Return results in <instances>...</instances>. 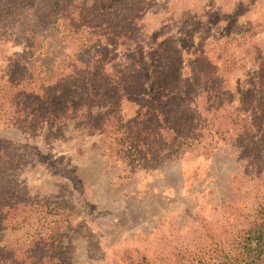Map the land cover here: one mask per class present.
<instances>
[{
  "label": "rangeland",
  "instance_id": "1",
  "mask_svg": "<svg viewBox=\"0 0 264 264\" xmlns=\"http://www.w3.org/2000/svg\"><path fill=\"white\" fill-rule=\"evenodd\" d=\"M127 1L85 0L96 8ZM135 4V24L125 33L109 34L108 49L95 58L121 86L125 72L138 69L142 62L153 70L163 48L174 52L168 78L173 86L191 72L189 62L195 60L222 72L227 95L239 82H248L253 72L259 73L264 60V0H137ZM41 10L34 7L30 12L38 17ZM35 22L31 19L30 24ZM165 24L169 28L164 34L160 25ZM154 36L156 42L149 45L147 39ZM0 38V76L5 79L9 64L20 66L27 57L17 30ZM60 46H53L57 58ZM72 52L61 53L72 60ZM153 79L150 73L149 85L133 82V89H122L112 105L114 116L142 119L141 100L148 94L144 92L157 91L158 96L170 85ZM198 103L201 106L203 99ZM193 110L187 108V116ZM103 111L94 108L86 125L67 122L58 135H54L57 127L49 123L36 132L22 125L0 127V140L17 147L0 153V203L52 204L62 212L67 222L61 231L67 264H120L126 253L145 257L151 264H186L204 251L210 255L218 241L241 230L264 203V164L251 162L235 136L217 141L208 155L202 144L193 143L151 169L108 155L100 127Z\"/></svg>",
  "mask_w": 264,
  "mask_h": 264
},
{
  "label": "trees",
  "instance_id": "2",
  "mask_svg": "<svg viewBox=\"0 0 264 264\" xmlns=\"http://www.w3.org/2000/svg\"><path fill=\"white\" fill-rule=\"evenodd\" d=\"M136 1L96 8L85 0H0V34L17 30L27 57L20 66L10 63L5 79L0 76V127L22 125L36 132L49 123L57 127L54 135H58L71 120L77 127L86 125L94 116L92 110L99 107L104 109L100 127L108 155L121 163L154 169L164 158L193 143L202 144L208 155L217 141L235 136L251 162L264 164V60L259 73L253 72L248 82H239L230 95L224 91L222 72L201 60L189 62L191 72L173 86L168 78L174 52L167 48L160 52L153 70L142 62L138 69L125 72L122 86L105 73L102 62L95 58L108 49L109 34L125 33L135 24ZM34 7L42 9L38 17L30 12ZM31 19L36 20L34 25ZM168 28L160 25L164 34ZM157 37L147 39L148 44ZM55 44H61L62 53L73 51L69 54L73 59L61 52L58 58L53 55ZM14 69L18 70L15 74ZM150 73L153 81L169 87L158 96L147 88V98L140 106L142 119L114 116L112 105L119 100L120 91L133 89V82L139 87L149 85ZM76 87L78 92L73 94ZM234 99L237 106L233 108ZM187 108L194 109L191 115L187 116ZM15 149V144L0 140L1 154ZM22 202H18L20 206L0 203V264H67L61 243L67 223L63 213L52 204L31 207ZM263 259L264 203L255 208L241 230L218 241L210 255L204 251L186 264H262ZM120 264L151 263L126 253Z\"/></svg>",
  "mask_w": 264,
  "mask_h": 264
}]
</instances>
